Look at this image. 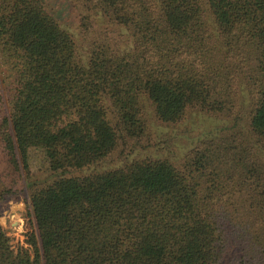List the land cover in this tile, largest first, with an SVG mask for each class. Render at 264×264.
<instances>
[{"label": "trees", "instance_id": "trees-1", "mask_svg": "<svg viewBox=\"0 0 264 264\" xmlns=\"http://www.w3.org/2000/svg\"><path fill=\"white\" fill-rule=\"evenodd\" d=\"M84 3L126 47L94 41L83 57L43 0L0 15L6 156L19 172L38 149L53 177L36 195L0 181V214L27 194L32 219L24 245L0 227V264H55L62 244L82 247L74 264H264V0ZM146 105L161 123H234L178 160L75 173L149 147Z\"/></svg>", "mask_w": 264, "mask_h": 264}, {"label": "rangeland", "instance_id": "rangeland-1", "mask_svg": "<svg viewBox=\"0 0 264 264\" xmlns=\"http://www.w3.org/2000/svg\"><path fill=\"white\" fill-rule=\"evenodd\" d=\"M50 11L61 21V24L71 31L79 44L83 57L93 42L119 43L126 47L129 37L124 32H119L110 26L106 20L92 14L83 0H43ZM11 8V0H0V15H6ZM9 75L5 65H0V77ZM2 91L0 87V92ZM3 93V91H2ZM4 97V96H3ZM0 96V181L7 186L20 187L24 181L30 185V193L39 194V186L43 181H48L52 174L44 154L38 149L27 151V166L16 171L8 162L6 150L2 141L5 124L2 123L4 114L8 112L9 105ZM243 108H247L246 96L243 98ZM145 107V116L148 119L151 140L149 147L138 149L130 154L121 155L113 153L105 161L89 168L76 170V174L109 169L121 166L133 159L143 157H168L172 161L181 158L182 154L193 147L199 139L210 137L221 127L231 126L233 119H223L210 116L206 113L188 111L178 123H161L154 119L152 111ZM5 111V112H4ZM244 121H240L243 125ZM264 160V152L259 151ZM175 158V159H174ZM22 186V185H21ZM28 195L21 196L18 200H9L0 214V227L3 228L11 239V244L16 247L24 245L25 233L31 229L30 207ZM82 250L79 245L62 244L55 249V264H74L77 254Z\"/></svg>", "mask_w": 264, "mask_h": 264}]
</instances>
